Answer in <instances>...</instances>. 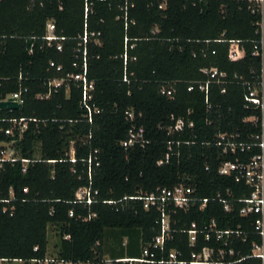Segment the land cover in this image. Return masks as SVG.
Here are the masks:
<instances>
[{"label":"trees","instance_id":"obj_1","mask_svg":"<svg viewBox=\"0 0 264 264\" xmlns=\"http://www.w3.org/2000/svg\"><path fill=\"white\" fill-rule=\"evenodd\" d=\"M88 3L91 8L85 18L83 0H0V100L20 91L23 99L21 110L0 111V143L8 139L3 132L10 126L7 120L25 118L27 129L17 149L24 159L40 155L25 173L20 162L0 167V197L11 199L0 203V259H19L24 264L45 261L49 227L56 229L58 239L55 259L63 263L104 264L102 242L108 230L136 232L140 255L158 234L160 213L144 210L141 200L129 197L179 183L193 187L200 198L212 199L220 193L237 200L250 193L246 185L218 174L219 163L234 157L221 155L214 144L218 134L252 142L251 136L259 133L257 125L244 122L257 115L245 107L244 84L257 82L262 68L260 56L253 55L255 47L260 50V34L259 17L251 14L250 3ZM49 22L55 26V36L64 38L61 52L45 45ZM85 25L89 33H100L98 43L89 41L86 47L87 77L94 84L92 102L100 109L91 123L79 109L81 90L75 82H69L68 96L63 86L47 99L36 98L48 92L49 80L80 71L72 62ZM124 53L126 65L121 58ZM50 60L62 65V71L50 68ZM211 67L225 71L228 83L225 93L220 92L221 86L212 85L206 104L202 93L188 92L187 86L203 78L202 68ZM124 76L128 83L123 82ZM128 110H132V120L125 115ZM176 119H183L181 133L173 130ZM188 121L193 123L191 128H187ZM131 128H142V147L121 145ZM71 142L74 163L67 157ZM257 152L252 147L236 157L247 161ZM82 188L90 189L92 204L76 201V192ZM239 207L232 202L230 212H225L217 201L207 202L203 210L183 212L170 207L175 232L156 257L166 258L175 249L181 260L189 261L191 252L208 246L223 248L224 260L230 264H262L249 257L251 243L259 238L252 232V218L241 217ZM211 220L222 230L243 234L231 236L226 247L213 237L206 242L198 234L191 247L187 234L180 230H188L192 223L202 227Z\"/></svg>","mask_w":264,"mask_h":264},{"label":"built area","instance_id":"obj_2","mask_svg":"<svg viewBox=\"0 0 264 264\" xmlns=\"http://www.w3.org/2000/svg\"><path fill=\"white\" fill-rule=\"evenodd\" d=\"M84 15L85 18L90 11L91 5L88 0H83ZM250 3L251 14L258 16L259 21L257 22L258 29L257 32L260 34V44L259 51L255 47L254 56H260L262 61V68L260 78L257 82L245 83L247 86V92L244 95L245 107H251L256 112V116H251L244 119L245 123L251 125H257L259 127V133L251 136L252 142H243L239 140L238 135H228V134H218L215 138V146L220 149L221 155H231L234 160H222L218 166V174L223 177H232L236 183H242L249 187L250 193L247 196H242L237 200H229L217 193L215 198H200L196 195L195 189L189 185L179 183L173 188H158L151 193H146L138 197H129L131 200H141L144 210L155 209L160 213L159 219V231L158 234L153 238L149 245L142 248L140 255L137 258H128L119 260L124 264H230L224 260L225 251L223 248L218 247H203L199 252H191L189 261L181 260V253L178 250L171 249L167 253V257L157 258V252H164V243L166 240H170L172 233L175 232L173 225L175 222L171 219V210L173 209L181 210L187 212L191 209L203 210L206 203L209 201H217L223 205V210L225 212H230L231 203L236 202L240 204L239 215L241 217H251L252 218V232L259 238V242L253 241L251 243V254L249 257L256 258L264 264V75H263V50H264V0H247ZM162 8V5L159 6ZM126 14H124V19L126 20ZM55 26L53 23L49 22L46 26V34L43 37L45 45L48 47L55 46L58 52L63 50L62 41L63 37H56L54 34ZM100 33H89L86 30V25L84 26L83 34L77 42V46L74 51V61L72 62V67L80 70L78 73L67 74L66 77L53 78L48 81V92L46 94H39L36 96L37 99L43 100L47 99L52 92H56L58 89L64 86V93L66 96L69 94V82H75L81 90V100L79 102V109L83 111V117L86 118L88 123L92 122L93 115L100 113V109L92 102L91 92L93 91V81L89 80L87 77V57L88 53L86 50L89 41H93L94 44L98 43V37ZM125 43L128 41L125 38ZM124 65H126L127 55L126 53L121 55ZM50 68H54L56 72L62 71V65H57L54 61L50 60L48 62ZM202 79L187 86V91L192 92L197 90L204 95L205 103L208 102L209 89L212 85L216 84L221 86V93H225L226 85L228 83V76L225 71H221L217 68H202L200 70ZM234 80H239L237 75L233 76ZM123 82L128 83L126 76L123 78ZM162 94L170 95V92L162 90ZM13 97L19 104H23L21 91L13 93L7 96L5 99L0 101H5L7 98ZM128 119L132 120L133 113L132 110L125 112ZM10 124L9 127L4 129V135L7 136V140L0 143V167L6 163L14 164L17 162L21 163V171L25 173L28 164L40 159L39 156L33 157V160H28L22 158L16 144L21 140L24 131L27 129V119H10L7 120ZM193 126L192 122H187V128ZM183 119H176L173 130L177 133H181L184 129ZM143 130L142 128L136 130L131 128L128 131V139L122 142V146L125 148L133 147L136 144L143 146ZM73 142L70 143L67 157L71 163L75 162ZM179 144V142H177ZM252 147H257L258 152L247 161H241L236 157L238 153H245L250 151ZM167 157V156H166ZM48 163H53V161H47ZM91 164V159L88 160ZM161 163V162H159ZM98 165V163H96ZM207 170V168H206ZM90 172V170H89ZM97 192H94L96 195ZM229 195V194H228ZM226 195V196H228ZM10 198L13 197L12 189L9 190ZM76 201L90 205L93 203L94 199L89 188H82L76 192ZM126 199V198H124ZM11 199H1L0 203H9ZM111 203V202H108ZM6 208L2 209V213H5ZM72 216V212L69 214ZM95 217V214L91 216ZM177 225V224H176ZM177 231V229H176ZM180 232L186 233L188 237V244L193 247L196 244L198 234L203 235L206 242H210L211 237L215 239L216 242H223V247H226L230 242L231 236H241L243 233L241 231H228L222 230L217 227L214 220L209 221L202 227H197L195 223L190 225L188 230H180ZM245 234V233H244ZM68 239L69 236H65ZM246 239L242 237V241ZM37 248H34L36 251ZM230 256L234 255L232 250L228 251ZM45 261L40 262L44 264ZM59 262V261H58ZM23 260L13 259L5 260L0 259V264H24ZM49 264V263H48ZM68 264V263H67Z\"/></svg>","mask_w":264,"mask_h":264},{"label":"crops","instance_id":"obj_3","mask_svg":"<svg viewBox=\"0 0 264 264\" xmlns=\"http://www.w3.org/2000/svg\"><path fill=\"white\" fill-rule=\"evenodd\" d=\"M137 240L139 236L136 232L106 231L101 251L104 264H124L119 260L137 258L139 256L138 248L135 247Z\"/></svg>","mask_w":264,"mask_h":264},{"label":"rangeland","instance_id":"obj_4","mask_svg":"<svg viewBox=\"0 0 264 264\" xmlns=\"http://www.w3.org/2000/svg\"><path fill=\"white\" fill-rule=\"evenodd\" d=\"M37 154L39 155V148L37 151ZM58 239L56 237V229L53 227H49L48 228V253H47V262H45L44 264H48V263H52V264H67V263H63V262H58L55 257V249H54V245L57 243ZM71 264V263H68ZM84 264H88V263H84Z\"/></svg>","mask_w":264,"mask_h":264},{"label":"water","instance_id":"obj_5","mask_svg":"<svg viewBox=\"0 0 264 264\" xmlns=\"http://www.w3.org/2000/svg\"><path fill=\"white\" fill-rule=\"evenodd\" d=\"M21 109L22 105L13 97H9L5 101H0V111H19Z\"/></svg>","mask_w":264,"mask_h":264}]
</instances>
